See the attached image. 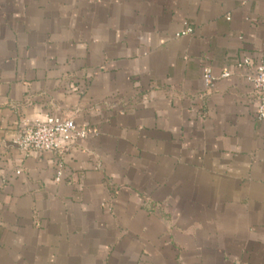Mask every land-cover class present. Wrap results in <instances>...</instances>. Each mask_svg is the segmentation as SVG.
Listing matches in <instances>:
<instances>
[{"label": "crops", "instance_id": "0c3cea01", "mask_svg": "<svg viewBox=\"0 0 264 264\" xmlns=\"http://www.w3.org/2000/svg\"><path fill=\"white\" fill-rule=\"evenodd\" d=\"M246 55L264 0H0V264H264ZM51 116L90 137L14 145Z\"/></svg>", "mask_w": 264, "mask_h": 264}, {"label": "built area", "instance_id": "2783aa9c", "mask_svg": "<svg viewBox=\"0 0 264 264\" xmlns=\"http://www.w3.org/2000/svg\"><path fill=\"white\" fill-rule=\"evenodd\" d=\"M193 29L186 24L181 35H191ZM238 72H246L245 78L251 84L256 100L258 102L255 117L264 121V62L256 66L252 65V58L246 55L236 64ZM230 72H223L222 79L229 78ZM203 82L206 87L213 85V77L209 67L204 68ZM91 131L82 129L76 125L71 118L47 117L43 122L23 123L18 136L14 139V145L23 153L31 152H57L63 154L74 145L86 141ZM63 167L58 164L56 181H61Z\"/></svg>", "mask_w": 264, "mask_h": 264}]
</instances>
